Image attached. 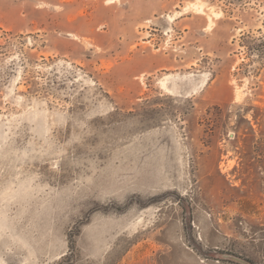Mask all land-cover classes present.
<instances>
[{"label":"rangeland","instance_id":"374dc122","mask_svg":"<svg viewBox=\"0 0 264 264\" xmlns=\"http://www.w3.org/2000/svg\"><path fill=\"white\" fill-rule=\"evenodd\" d=\"M0 264H264V0H0Z\"/></svg>","mask_w":264,"mask_h":264}]
</instances>
